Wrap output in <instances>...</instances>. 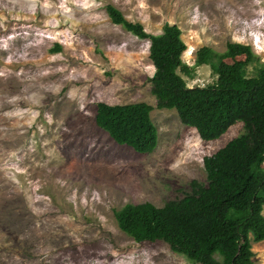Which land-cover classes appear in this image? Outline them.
Wrapping results in <instances>:
<instances>
[{"label": "rangeland", "instance_id": "374dc122", "mask_svg": "<svg viewBox=\"0 0 264 264\" xmlns=\"http://www.w3.org/2000/svg\"><path fill=\"white\" fill-rule=\"evenodd\" d=\"M109 5L152 35L177 25L191 67L199 49L230 43L264 62V0H0V264H193L163 241L135 242L114 213L206 184L204 159L243 124L204 142L157 109L150 42L113 24ZM183 77L190 88L217 80L209 66ZM99 103L154 107L155 151L118 145L96 124ZM252 251L264 264V241Z\"/></svg>", "mask_w": 264, "mask_h": 264}, {"label": "trees", "instance_id": "16d2710c", "mask_svg": "<svg viewBox=\"0 0 264 264\" xmlns=\"http://www.w3.org/2000/svg\"><path fill=\"white\" fill-rule=\"evenodd\" d=\"M107 13L113 24L150 42L157 109L176 110L204 142L243 124L238 137L204 159L206 184L192 181L189 194L162 208L127 204L114 213L120 230L137 243L163 241L193 264H255L252 244L264 241V62L251 46L230 43L224 53L199 49L191 67L183 61L188 47L177 25L152 35L111 5ZM61 50L57 45L54 52ZM201 66H209L217 80L190 88L183 76L193 78ZM153 110L147 103H99L96 124L118 145L151 154L159 140Z\"/></svg>", "mask_w": 264, "mask_h": 264}]
</instances>
